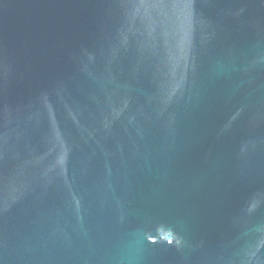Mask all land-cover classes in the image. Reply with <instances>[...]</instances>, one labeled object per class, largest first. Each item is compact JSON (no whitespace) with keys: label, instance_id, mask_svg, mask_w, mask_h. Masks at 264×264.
<instances>
[{"label":"water","instance_id":"1","mask_svg":"<svg viewBox=\"0 0 264 264\" xmlns=\"http://www.w3.org/2000/svg\"><path fill=\"white\" fill-rule=\"evenodd\" d=\"M0 264H264V0H0Z\"/></svg>","mask_w":264,"mask_h":264}]
</instances>
